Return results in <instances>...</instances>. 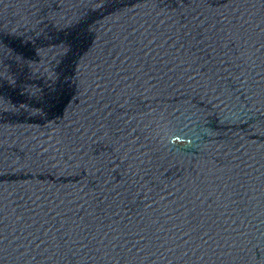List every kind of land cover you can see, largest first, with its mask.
<instances>
[{
  "label": "water",
  "instance_id": "obj_1",
  "mask_svg": "<svg viewBox=\"0 0 264 264\" xmlns=\"http://www.w3.org/2000/svg\"><path fill=\"white\" fill-rule=\"evenodd\" d=\"M0 264H264V0H0Z\"/></svg>",
  "mask_w": 264,
  "mask_h": 264
}]
</instances>
